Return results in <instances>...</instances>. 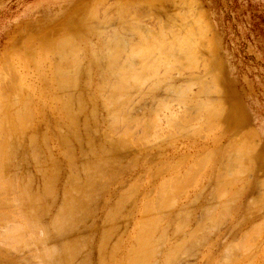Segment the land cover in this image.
Segmentation results:
<instances>
[{
    "label": "rangeland",
    "instance_id": "obj_1",
    "mask_svg": "<svg viewBox=\"0 0 264 264\" xmlns=\"http://www.w3.org/2000/svg\"><path fill=\"white\" fill-rule=\"evenodd\" d=\"M0 78L26 110L0 163V264H264V0H0Z\"/></svg>",
    "mask_w": 264,
    "mask_h": 264
},
{
    "label": "bare ground",
    "instance_id": "obj_2",
    "mask_svg": "<svg viewBox=\"0 0 264 264\" xmlns=\"http://www.w3.org/2000/svg\"><path fill=\"white\" fill-rule=\"evenodd\" d=\"M101 1H102V0H101ZM107 9H108V8H107ZM126 10H127V9H126ZM94 11H95V10H94ZM105 11H106V10H105ZM105 11H104V12H105ZM95 13H96V12H95ZM126 13H127V12H126ZM110 14H111V13H110ZM103 15H104V14H103ZM105 15H106V14H105ZM108 16H110V15H108ZM111 17H112V16H111ZM123 18H124V17H123ZM94 19H95V18H94ZM100 24H101V23H100ZM100 24H99V25H100ZM121 24H122V23H121ZM126 24H127V23H126ZM132 24H133V23H132ZM97 25H98V24H97ZM195 26H196V25H195ZM205 26H206V25H205ZM190 27H191V26H190ZM206 27H207V26H206ZM143 28H144V27H143ZM186 28H187V27H186ZM122 29H123V28H122ZM122 29H121V30H122ZM195 29H196V27H195ZM202 29H205V28H202ZM69 30H70V29H69ZM127 30H128V29H127ZM159 30H160V29H159ZM124 31H125V30H124ZM135 31H136V30H135ZM137 31H140V30H139V27H138ZM132 32H133V31H132ZM140 32H142V31H140ZM198 32H199V31H198ZM66 33H67V32H66ZM68 33H69V32H68ZM75 34H76V33H75ZM137 34H138V33H137ZM29 35H30V34H29ZM67 35H68V34H67ZM138 35H139V34H138ZM183 35H184V34H183ZM117 36H118V35H117ZM174 36H175V35H174ZM28 37H29V36H28ZM67 37H68V36H67ZM72 37H73V36L71 35V39L69 38L70 41H69V40H63V39H62V40H57V41L53 42V41H54V40H53L52 43L50 44V46H48V48H51V49H55V50H56V52H57L58 54H56V53H55V54L57 55L58 60H59V59L63 60V55H65V54L62 55V54L60 53V50H61V48H62L64 45H69V46L76 45V44H75V41H76V40H75L74 37H73V38H72ZM120 37H121V36H120ZM140 37H144V35H143V36L140 35ZM157 37H158V36H157ZM116 38H117V40H116V39L113 40L112 37H111V39H112L111 41H115L117 44H116V43H114V44L118 45L119 47H120V45H121L122 47H126L127 44H126L125 40H123L124 38H123V39H122V37H121V38L116 37ZM155 38H156V37H155ZM161 38H162V37H161ZM59 39H60V38H59ZM143 39H145V38H143ZM166 40H167V39H166ZM174 40H175V39H174ZM108 41H110V40H108ZM111 41H110V42H111ZM152 41H153V40H152ZM161 41H162V40H161ZM199 41H200V40H199ZM158 42H159V41H158ZM27 43H28V42H27ZM33 43H34V42H33ZM148 43H149V42H148ZM150 43H151V42H150ZM166 43H167V42H166ZM180 43H181V42H180ZM110 44H111V43H110ZM112 44H113V42H112ZM114 44H113V47H115ZM131 44H132V43H131ZM154 44H155V42H154ZM162 44H163V43H162ZM206 44H207V43H206ZM30 45H31V44H30ZM30 45H29V46H30ZM77 46H78V45H77ZM102 46H103V45H102ZM137 46H138V45H137ZM137 46H136V47H137ZM147 46H148V45H147ZM157 46H158V45H157ZM171 46H172V45H171ZM33 47H35V46H33ZM111 47H112V46H111ZM116 47H117V46H116ZM122 47H121V48H122ZM25 48H26V46L24 47V50H25ZM42 48H43V47H41L40 52H41ZM63 48H64V47H63ZM78 48H79V47H78ZM90 48H91V47H90ZM103 48H104V47H103ZM117 48H118V47H117ZM199 48H200V47H199ZM118 49H119V48H118ZM123 49H124V48H123ZM151 49H152V48H151ZM175 49H176V48H175ZM33 50H34V49H33ZM35 50H36V49H35ZM35 50H34V51H35ZM79 50H80V49H79ZM155 50H156V49H155ZM45 51H46V50H45ZM94 51H95V50H94ZM101 51H102V50H101ZM119 51H120V50H119ZM135 51H136V50H135ZM141 51H142V50H141ZM22 52H23V51H22ZM28 52H29V51H28ZM40 52H38V53H40ZM105 52H106V51H105ZM136 52H137V51H136ZM145 52H146V51H145ZM163 52H164V50H163ZM169 52H170V51H169ZM174 52H175V51H174ZM35 53H36V52H35ZM53 53H54V52H53ZM92 53H93V52H92ZM18 54H19V53H18ZM27 54H28V53H27ZM29 54H31V52H30ZM109 54H111V53H109ZM130 54H131V53H130ZM168 54H169V53H168ZM31 55H33V54H31ZM34 55H35V54H34ZM53 55H54V54H53ZM180 55H181V54H180ZM109 56H113V55L111 54V55H109ZM109 56H108V57H109ZM134 56H135V55H134ZM134 56H133V57H134ZM154 56H155V55H154ZM4 57H5V56H4ZM8 57H9V56H8ZM29 57H30V56H29ZM29 57H28V58H29ZM39 57H40V55H39ZM131 57H132V55H131ZM5 58H6V57H5ZM25 58H27V57L25 56ZM30 58H31V57H30ZM32 58H34V57L32 56ZM66 58H67V57H66ZM104 58H105V57H104ZM106 58H107V57H106ZM110 58H112V60H113V57H110ZM110 58H107L108 61H112ZM129 58H130V57H129ZM136 58H137V57H136ZM177 58H178V57H177ZM21 59H22V58H21ZM43 59H44V57H43ZM94 59H95V58H94ZM99 59H100V58H99ZM102 59H103V56H102ZM37 60H38V59H37ZM45 60H46V59H45ZM45 60H44V62H45ZM58 60H57V61H58ZM83 60H84V59H83ZM95 60H96V59H95ZM131 60H132V59H131ZM131 60H130V61H131ZM161 60H162V59H161ZM197 60H198V59H197ZM23 61H24V59H23ZM59 61H60V60H59ZM79 61H80V60H79ZM127 61H128V60H127ZM134 61H135V60H134ZM4 62H5V61H4ZM9 62H10V60H9ZM18 62H19V61H18ZM27 62H28V60H27ZM75 62H76V61H75ZM96 62H97V61H96ZM113 62H114V60H113ZM128 62H129V61H128ZM140 62H141V61H140ZM7 63H8V62H7ZM25 63H26V61H25ZM49 63H50V61H49ZM60 63H61V62H60ZM72 63H73V62H72ZM94 63H95V61H94ZM132 63H133V62H132ZM146 63H147V62H146ZM146 63H145V64H146ZM156 63H157V62H156ZM26 64H27V63H26ZM26 64H25V65H26ZM50 64H51V63H50ZM78 64H79V62H78ZM129 64H130V62H129ZM141 64H142V63H141ZM173 64H174V63H173ZM8 65H9V64H8ZM8 65H7V67H8ZM25 65H24V66H25ZM35 65H36V64H35ZM56 65H57V64H56ZM58 65H59V64H58ZM60 65H61L62 67H64L65 65L68 66V65H70V64H69V62H68V63L65 64V65H63V64H60ZM75 65H77V64H75ZM110 65H111V63H110ZM110 65H109V66H110ZM131 65H132V64H131ZM3 66H4V65H3ZM5 66H6V65H5ZM9 66H11V65H9ZM61 66H60V67H61ZM67 66H65V68H63V69L65 70V69L67 68ZM129 66H130V65H129ZM129 66H128V68H127L128 70L130 69ZM161 66H162V65H161ZM7 67H6V68H7ZM11 67H12V66H11ZM11 67H10V69H11ZM110 67H111V66H110ZM110 67L107 66V70H108V68L110 69ZM8 68H9V67H8ZM43 68H44V67H43ZM50 68H51V67H50ZM142 68H143V67H142ZM144 68H145V67H144ZM146 68H147V67H146ZM146 68H145L144 71H150V70L152 69L151 66H150V68H151L150 70H149V69L146 70ZM148 68H149V67H148ZM12 69H13V68H12ZM12 69H11V70H12ZM25 69H26V67H25ZM56 69H57V68H56ZM58 69H59V68H58ZM78 69H80L79 66H78L77 70H78ZM89 69H90V68H89ZM127 69H126V70H127ZM52 70H53V68H52ZM64 70H61V71H58V70H57L58 72L56 71V74L58 73L59 76H60V73H59V72H61V75L65 76V78H66V77H70V76H69V73H68L67 71H64ZM104 70H105V69H104ZM104 70H103V71H104ZM110 70L112 71V68H111ZM130 70H131V69H130ZM130 70H129V71H130ZM134 70H135V69H134ZM6 71H7V70H6ZM9 71H10V70H9ZM9 71H8V72H9ZM14 71H15V68H14ZM108 71H109V70H108ZM122 71H123V70H122ZM136 71H137V73H139L137 68H136ZM136 71H135V75H136ZM16 72H17V70H16ZM26 72H27V71H26ZM104 72H105V71H104ZM106 72H107V71H106ZM106 72H105V73H106ZM113 72H114V71H113ZM127 72H128V71H127ZM141 72H142V70H141ZM151 72L153 73V71H151ZM178 72H179V71H178ZM5 73H6V72H5ZM10 73H11V72H10ZM52 73H54V72H52ZM70 73H71V72H70ZM100 73H101V72H100ZM102 73H103V72H102ZM15 74H16L15 76H18L17 73H15ZM58 74H57V75H58ZM72 74H73V73H72ZM75 74H77V73L74 72V77L76 76V78H77V75H75ZM113 74H114V73H113ZM118 74H119V73H118ZM118 74H117V75H118ZM123 74H124V73H123ZM123 74L121 73V75H123ZM131 74H132V73H131ZM1 75H3V74H1ZM6 75H7V74H6ZM8 75H9V73H8ZM117 75H116V76H117ZM138 75H139V74H138ZM138 75H137V76H138ZM140 75H141V74H140ZM143 75H144V74H143ZM143 75H142V76H143ZM15 76H14V77H15ZM50 76H51V75H50ZM59 76H57V77H59ZM123 76H124V75H123ZM129 76H130V78H131V77L133 76V74H132V75H129ZM137 76H136V77H137ZM10 77H11V75L9 76V78H10ZM29 77H30V76H29ZM57 77H56V79H60V77H62V76H60L59 78H57ZM72 77H73V75L70 77V80L72 79ZM74 77H73V78H74ZM103 77H104V76H103ZM138 77H139V76H138ZM140 77H141V76H140ZM9 78H7V79L9 80ZM11 78H13V77H11ZM17 78H18V77H17ZM19 78H20V77H19ZM63 78H64V77L61 78L62 81H61V79L59 80V81L61 82L62 85H63ZM100 78H101V77H100ZM111 78H112V77H111ZM116 78H117V77H115V79H116ZM120 78H121V76H120ZM122 78H123V77H122ZM151 78H152V77H151ZM0 79H1V78H0ZM7 79H6V80H7ZM56 79H55V80H56ZM67 79H68V78H67ZM74 79H75V78H74ZM74 79H73V80H74ZM124 79H126V77H125ZM124 79H123V80H124ZM132 79H133V78H132ZM134 79H135V78H134ZM134 79H133V80H134ZM143 79H144V78H143ZM2 80H3V79H2ZM10 80H12V79H10ZM17 80H18V79H17ZM70 80H69V81H70ZM73 80H71L70 83H71ZM75 80H76V81H74V82H76V84H77V79H75ZM102 80H103V78H102ZM116 80H117V79H116ZM121 80H122V79H120V82H122ZM13 81H14V80H13ZM69 81H68V83H69ZM124 81H125V82H124V85H125V83H126L127 81H126V80H124ZM10 82H11V81H10ZM10 82H9V83H10ZM16 82H17V81H16ZM64 82H65V81H64ZM66 82H67V81H66ZM66 82H65V83H66ZM74 82H72V85H75ZM99 82H100V81H99ZM132 82H133V81H132ZM137 82H138V81H137ZM201 82H202V81H201ZM6 83H7V81H6ZM54 83H56V82H54ZM65 83H64V85H65ZM103 83H104V82H103ZM135 83H136V82H135ZM15 84H17V83H15V81H14L13 84L11 83V87H10V88L13 89L14 86H15ZM19 84H20V83H19ZM58 84L61 85L59 82H58ZM117 84H120L119 81H118V83H114V87H116V88L119 87L120 89L122 88V90H123V88L126 87V86L122 85V83L120 84V86H118ZM202 84H203V83H202ZM13 85H14V86H13ZM69 85H70V84H69ZM115 85H117V86H115ZM9 86H10V85H9ZM12 86H13V87H12ZM65 86H66V85H65ZM67 86H68V85H67ZM121 86H124V87H121ZM201 86H202V85H201ZM205 86H206V85H205ZM4 87H5V86H4ZM4 87H3V88H4ZM15 87H17V85H16ZM76 87H77V86H76ZM169 87H170V86H169ZM3 88H2V89H3ZM5 88H6V87H5ZM7 88H8V87H7ZM68 88H69V87H68ZM103 88H104V87H103ZM107 88H108V87H107ZM137 88H139V87H137ZM71 89H72V88H71ZM71 89H70V90H71ZM120 89H119V90H120ZM214 89H215V88H214ZM6 90H7V89H6ZM8 90H9V89H8ZM63 90H64V89H63ZM65 90H67V89H65ZM68 90H69V89H68ZM116 90H118V89H116ZM119 90H118V91H119ZM122 90H121V91H122ZM128 90H131V89L129 88ZM166 90H167V89H166ZM204 90H205V89H204ZM209 90H210V89H209ZM1 91L4 92L3 90H1ZM1 91H0V92H1ZM9 91H13V90H9ZM16 91H17V90H16ZM103 91H104V90H103ZM118 91H117V92H118ZM132 91H133V90H132ZM138 91H139V90H138ZM188 91H189V90H188ZM5 92H6V91H5ZM59 92H60V91H59ZM105 92H106V90H105ZM105 92H104V93H105ZM109 92H110V91H109ZM114 92H115V91H114ZM114 92H113V93H114ZM153 92H154V91H153ZM189 92H190V91H189ZM11 93H12V92H11ZM11 93H10V94H11ZM66 93H67V92H66ZM66 93H65V94H66ZM104 93H103V94H104ZM141 93H142V92H141ZM1 94H3V93H1ZM22 94H23V93H22ZM94 94H95V93H94ZM123 94H124V92H123ZM123 94H122V95H123ZM3 95H4V94H3ZM5 95L7 96L8 94H5ZM13 95H14V92H13ZM28 95H29V94H28ZM69 95H70V94H69ZM95 95H96V94H95ZM112 95H113V94H112ZM26 96H27V94H26ZM66 96H67V95H66ZM66 96H65V97H66ZM88 96H89V95H88ZM117 96H118V95H117ZM133 96H134V95H133ZM147 96H148V95H147ZM2 97H3V96H2ZM67 97H68V99H69V96H67ZM120 97H121V96H120ZM122 97L125 98V96H122ZM3 98H5V96H4ZM9 98H10V97H9ZM12 98H13V96H12ZM26 98H27V97H26ZM42 98H43V97H42ZM50 98H51V97H50ZM107 98H108V96H107ZM110 98H112V97H110ZM118 98H119V97H118ZM6 99H7V97H6ZM15 99H18V98L15 97ZM24 99H25V98H24ZM64 99H66V98H64ZM72 99H73V98H72ZM72 99H71V100H72ZM76 99H77V98H76ZM0 100H1V99H0ZM22 100H23V99H22ZM25 100H27V99H25ZM77 100H78L77 103H79V102L82 103L81 98H80V99H77ZM107 100H109V98H108ZM114 100H115V97H114ZM118 100H119V99H118ZM118 100H116V101L118 102ZM16 101H17V100H16ZM120 101H121V100H120ZM10 102H12V101H11V98H10V101H8V102H7V100H6V101H3V100L0 101V113H1V115H0V118H1V120H0V126H1L0 129L2 130L1 132H3V137H1V138H3V139H2L3 142L5 141V142H4V143H5L4 148H5V147L7 148V150H6L7 152L5 151L7 154H6L5 156H4V153H5V152L2 151V150H0V153L3 152V153L0 154V159H2V160H0V163H3V166H4L5 169L8 168V164L10 163L8 160H10L9 157H11V156H10V155H11V150H12L11 148L13 147V144H14V143L12 142V140L9 141V140H10L9 138H10V136H11V138H12V136L14 137L13 134H15V133H13V132L15 131V129H16L15 132H17V126L20 125V124L17 125L18 122H16V121H18V118H19V120H20V118L22 117V118H21V122L19 121V123H22V120H23V121L25 120V119H23V118H25V117H23V116L25 115V111H26V110L24 111L23 109H22V111H19V112L17 111V112L19 113L18 115H17V113H16V111H15V113H16V117H18V116H19V117H18V118H14V115H13V117H11L12 115H10V114L8 113V111H7L8 108L10 107L9 104H12V103H10ZM69 102H70V101H68V103H69ZM80 103H79V104H80ZM59 104H60V103H59ZM63 104H64V105H61V106H62L61 109H63V107L65 106V104H66V106L68 105L67 102H64V101H63ZM79 104H78V106H79ZM102 104H103V103H102ZM108 104H109V103H108ZM103 105H104V104H103ZM30 106H31V105H30ZM68 106H69V105H68ZM68 106H67V107H68ZM70 106H72V105H70ZM70 106H69V108H68L69 110H67V111H70V108L72 109V107H70ZM78 106H77V108H78ZM118 106H119V104H118ZM7 107H8V108H7ZM11 107H13V104H12ZM17 107H18V106H17ZM21 107H22V106H21ZM79 107H80V106H79ZM109 107H110V106H109ZM123 107H124V106H123ZM185 107H186V106H185ZM13 108H14V107H13ZM64 108H66V107H64ZM81 108H82V106L80 107V109H81ZM111 108H112V107H111ZM115 108H117V107L115 106ZM118 108H119V107H118ZM149 108H150V107H149ZM214 108H215V107H214ZM9 109H11V108H9ZM66 109H67V108H66ZM109 109H110V108H109ZM120 109H121V108H119V110H120ZM77 110H79V108H78ZM111 110H112V109H111ZM114 110H115V109H114ZM121 110H122V109H121ZM121 110H120V111H121ZM215 110H216V109H215ZM10 111H11V110H10ZM63 111H64V109H63ZM65 111H66V110H65ZM71 111H72V110H71ZM71 111H70V112H71ZM116 111H117V109H116ZM157 111H158V110H157ZM70 112H69V113H70ZM72 112H74V110H73ZM76 112H77V111H76ZM93 112H94V111H93ZM129 112H130V110H129ZM150 112H151V111H150ZM2 113H3V114H2ZM65 113H66V115L69 114V113H67V112H65ZM81 113H82V112H81ZM117 113H118V111H117ZM119 113H120V112H119ZM123 113H124V112H123ZM144 113H145V112H144ZM56 114H57V113H56ZM72 114H74V113H72ZM72 114H71L70 116L68 115L67 117H68V118L71 117ZM213 114H214V113H213ZM2 115H3V120H2ZM99 115H100V114H99ZM110 115H111V114H110ZM152 115H153V114H152ZM203 115H204V114H203ZM214 115H215V114H214ZM9 116H10V118H12V119L14 118L15 120H14V121L10 120ZM58 116H59V115H58ZM200 116H202V115H200ZM216 116H217V115H216ZM60 118H61V117H60ZM108 118H109V117H108ZM113 118H115V117H113ZM138 118H139V117H138ZM149 118H150V117H149ZM195 118H196V117H195ZM199 118H200V117H199ZM61 120H62V119H61ZM66 120H67V119H66ZM66 120H65V121H66ZM69 120H70V118H69ZM115 120H116V119H115ZM117 120H118V119H117ZM132 120L134 121L135 119H132ZM97 121H98V120H97ZM137 121H138V119H137ZM26 122H27V121H26ZM115 122H116V121H115ZM122 122H124V121H122ZM138 122H139V121H138ZM11 123H13V124H11ZM28 123H30V121H29ZM118 123H119V121H118ZM118 123H116V124H118ZM124 123H125V122H124ZM133 123H134V122H133ZM24 124H26L25 121H24L23 124H21V125L24 126ZM30 124H31V123H30ZM71 124H72V122H71ZM154 124H155V123H154ZM31 125H32V124H31ZM111 125H113V123H112V124H111V123L109 124V126H111ZM118 125H119V124H118ZM172 125H173V123H172ZM186 125H187V124H186ZM12 126H13V127H12ZM27 126H28V125H26V128H27ZM109 126H108V127H109ZM114 126H116V125H113V127H114ZM138 126H139V125H138ZM143 126H144V125H143ZM196 126H197V125H196ZM20 127H21V126H20ZM30 127H31V126H30ZM30 127H29V128H30ZM116 127H117V126H116ZM18 128H19V126H18ZM72 128H73V127H72ZM111 128H112V127H111ZM180 128H181V127H180ZM204 128H205V126H204ZM211 128H212V127H211ZM12 129H14V130H12ZM19 129H20V128H19ZM19 129H18V133L22 130V127H21V130H19ZM113 129H114V128H113ZM135 129H136V128H135ZM150 129H151V128H150ZM184 129H185V128H184ZM200 129H201V128H200ZM25 130L27 131L28 129H25ZM114 130H115V129H114ZM116 130H117V129H116ZM153 130H154V129H153ZM74 131L76 132V130H74ZM105 131H106V130H105ZM144 131H145V130H144ZM186 131H187V130H186ZM4 132H5V134H4ZM11 132H12V135H11ZM94 132H95V131H94ZM106 132H107V131H106ZM108 132H109V131H108ZM127 132H128V131H127ZM198 132H199V130H198ZM73 133H74V132H73ZM123 133H124V132H123ZM125 133H126V132H125ZM171 133H172V132H171ZM31 134H32V133H31ZM74 134H75V133H74ZM78 134H79V133H78ZM87 134H88V133H87ZM113 134H114V133H113ZM127 134H128V133H127ZM147 134H148V133H147ZM5 135H6V136H5ZM21 135H22V134H21ZM1 136H2V133H1ZM80 136H81V135H80ZM141 136H142V135H141ZM202 136H203V135H202ZM15 137H16V139H17V135H15ZM18 137H19V136H18ZM62 137H63V136H62ZM86 137H87V135H86ZM117 137H118V136H117ZM154 137H155V136H154ZM1 138H0V141H1ZM33 138H34V137H33ZM81 138H82V137H81ZM141 138H142V137H141ZM19 139H20V138H19ZM91 139H92V138H91ZM117 139H118V138H117ZM168 139H169V138H168ZM77 140H78V139H77ZM64 141H65V140H64ZM132 141H133V140H132ZM119 142H120V141H119ZM21 143H22V142H21ZM124 143H125V142H123V144H124ZM126 143H127V142H126ZM30 144H32V143H30ZM230 144H231V143H230ZM1 145H3V144H2V143L0 144V149H1ZM89 145H90V144H89ZM240 146H241V145H240ZM72 147H73V146H72ZM122 147H123V146H122ZM128 147H129V146H128ZM242 147L245 148V146H242ZM6 148H5V149H6ZM224 148H225V146H224ZM233 148H234V146H233ZM5 149H4V150H5ZM72 149H73V148H72ZM13 150H14V149H13ZM13 150H12V152H13ZM33 150H34V149H33ZM17 151H18V150H17ZM214 152H215V151H214ZM241 152H242V151H241ZM234 153H235V152H234ZM238 153H239V152H238ZM238 153H237V154H238ZM231 155H232V154H231ZM231 155H230V156H231ZM243 155H244V154H242V156H243ZM35 156H36V155H35ZM207 156H208V155H207ZM224 156H225V155H224ZM237 156H238V155H237ZM247 156H248V155H247ZM1 157H2V158H1ZM3 157H5V161H6V162L3 160ZM12 157H13V155H12ZM221 157H222V156H221ZM227 157H228V155H227ZM36 158H37V157H36ZM238 158H239V157H238ZM199 159H200V158H199ZM227 159H228V158H227ZM228 160H229V159H228ZM228 160H227V161H228ZM35 161H37V160H35ZM201 161H202V158H201ZM206 161H208V160H206ZM229 161H230V160H229ZM232 161H233V159H232ZM202 162H203V161H202ZM204 162H205V161H204ZM39 163H40V162H39ZM195 163H196V162H195ZM233 163H234V162H233ZM239 163H240V162H239ZM10 164H11V163H10ZM37 164H38V163H37ZM196 164H197V163H196ZM196 164H195V165H196ZM231 164H232V163H231ZM242 164H243V163H242ZM0 165H2V164H0ZM176 165H179V164H176ZM158 166H159V165H158ZM172 166H173V165H172ZM200 166H201V165H200ZM156 167H157V166H156ZM99 168H100V167H99ZM201 168H202V167H201ZM0 169H2L1 166H0ZM87 169H88V168H87ZM194 169H195V168H194ZM218 169H219V168H218ZM227 169H228V168H227ZM227 169H226V170H227ZM9 170H10V169H9ZM171 170H172V169H171ZM187 170H188V169H187ZM190 170H192V169H190ZM190 170H189V171H190ZM84 171H85V170H84ZM88 171H89V170H88ZM90 171H92V169H91ZM192 171H193V170H192ZM192 171H191V172H192ZM241 171H242V170H241ZM0 172L2 173V171H0ZM186 172H187V171H186ZM193 172H194V171H193ZM220 172L222 173V171H220ZM243 172H244V171H243ZM86 173H87V172H86ZM96 173H97V172H96ZM188 173H190V172H188ZM226 173H228V172H226ZM238 173H239V172H238ZM2 174H3V173H2ZM2 174H1V175H2ZM45 174H46V173H45ZM183 174H184V173H183ZM183 174H182V175H183ZM196 174H197V173H196ZM196 174H195V175H196ZM211 174H212V173H211ZM217 174H218V173H217ZM1 175H0V179L2 178ZM197 175H198V174H197ZM222 175H223V174H222ZM229 175H230V174H229ZM241 175H242V174H241ZM3 176H4V174H3ZM224 176L226 177L225 173H224V175H223V179L220 178V180L228 179V178H225ZM237 176H238V175H237ZM239 176H240V175H239ZM5 177H7V176L5 175ZM5 177H3V178H5ZM91 177H92V176H91ZM180 177H181V176H180ZM191 177H192V176H191ZM194 177H196V176H194ZM215 177H216V176H215ZM217 177H218V176H217ZM3 178H2V180H0V182H1V181H4ZM172 178H173V177H172ZM176 178L178 179V177H176ZM184 178H185V177H184ZM188 178L191 179L190 176H189ZM224 178H225V179H224ZM229 178H230V176H229ZM231 178H232V177H231ZM5 179H8V181H9V178H8V177L5 178ZM93 179H94V178H93ZM154 179H155V178H154ZM185 179H186V178H185ZM215 179H216V178H215ZM217 179H218V178H217ZM11 180H12V179H11ZM11 180H10V182H11ZM15 180H16V179H15ZM20 180H21V179H20ZM42 180H43V179H42ZM173 180H174V179H173ZM192 180H193V179H191V181H192ZM195 180H196V179H195ZM229 180H230V179H229ZM229 180H228V181H229ZM231 180H233V178H232ZM6 181H7V180H6ZM6 181L3 182L4 185L6 184V185H5L6 187H5V186H1L0 190L2 189V187H3V188H4V187L7 188V186H8V187L10 188V186H13L12 184L10 185V183H5ZM29 181H30V180H29ZM45 181H46V180H45ZM167 181H169V179H168ZM191 181H190V182H191ZM207 181H208V180H207ZM209 181H210V180H209ZM217 181H219V180H217ZM235 181H236V180H235ZM15 182H16V181H15ZM164 182H165V181H164ZM225 182H227V181H225ZM225 182H224V183H225ZM142 183H143V182H142ZM166 183H167V182H166ZM171 183H172V182H171ZM173 183H175V182H173ZM184 183H185V182H184ZM188 183H189V181H188ZM188 183H185V184H188ZM0 184H2V183H0ZM7 184H8V185H7ZM13 184H14V183H13ZM162 184H163V183H162ZM164 184H165V183H164ZM168 184H169V183H168ZM218 184H220V183H218ZM222 184H223V183H222ZM230 184H231V183H230ZM230 184H229V185H230ZM232 184H233V183H232ZM234 184H235V183H234ZM16 185H17V184H16ZM177 185H178V184H176V186H174V187H177ZM189 185H190V184H189ZM191 185H192V182H191ZM81 186H82V185H81ZM161 186H162V185H161ZM180 186H181V185H180ZM13 187H15V186H13ZM13 187H11V188H13ZM16 187H17V186H16ZM165 187H167L166 184H165ZM170 187H171V185H170ZM221 187H224V186L221 185ZM221 187H220V188H221ZM230 187H231V186H230ZM25 188H26V186H25ZM167 188H168V187H167ZM13 189H15V188H13ZM70 189H71V188H70ZM132 189H133V188H132ZM165 189H166V188H165ZM183 189H184V188H183ZM183 189H182V190H183ZM215 189H216V188H215ZM222 189H223V188H222ZM19 190H20V189H19ZM184 190H185V189H184ZM217 190H219V189L217 188ZM220 190H221V189H220ZM13 191H15V190H13ZM20 191H21V190H20ZM22 191H23V189H22ZM26 191H27V190L23 191V193H24V192L27 193ZM47 191H48V190H47ZM158 191L160 192V190H158ZM215 191H216V190H215ZM226 191H227V190H226ZM235 191H236V190H235ZM4 192H5V191H4ZM73 192H75V191H73ZM164 192H165V191H164ZM169 192H170V190H169ZM169 192H167V193H169ZM220 192H222V190H221ZM0 193H1V191H0ZM7 193H8V192H6V194H7ZM10 193H12V192L10 191ZM23 193H22V194H23ZM25 193H24V194H25ZM68 193H69V192H68ZM70 193H71V192H70ZM167 193H166V194H167ZM6 194H5V196H6ZM27 194H29V193H27ZM157 194H158V193H157ZM178 194H179V193H178ZM180 194H181V192H180ZM180 194H179V196H180ZM0 195H1V194H0ZM15 195H16V193H15ZM19 195H20V194H19ZM25 195H26V194H25ZM151 195H152V194H151ZM161 195H162V194H161ZM161 195H160V196H161ZM218 195H219V194H218ZM221 195H222V194H221ZM225 195H226V194H225ZM238 195H239V192H238ZM7 196L9 197V194H8ZM27 196H28V195H27ZM27 196H26V198H27ZM68 196H69V195H68ZM124 196H125V195H124ZM166 196H167V195H166ZM168 196H169V194H168ZM170 196H171V195H170ZM170 196H169V197H170ZM176 196H177V195H176ZM13 197H14V196H13ZM15 197L17 198V196H15ZM15 197H14V198H15ZM28 197H30V196H28ZM129 197H130V196H129ZM223 197H224V196H223ZM230 197H231V196H230ZM30 198H31V197H30ZM220 198H221V197H220ZM232 198H233V197H232ZM5 199H6V198H5ZM7 199H8V198H7ZM9 199H10V198H9ZM11 199H12V197H11ZM34 199H35V198H34ZM162 199H163V198H162ZM162 199L160 198L159 200L161 201ZM174 199H175V198H174ZM234 199H235V198H234ZM12 200H13V199H12ZM14 200H15V199H14ZM14 200H13V202H14ZM191 200H192V199H191ZM6 201H7V200H6ZM16 201L19 202L18 200H16ZM156 201H157L158 203L160 202V201H158V200H156ZM163 201L165 202V200H163ZM22 202L24 203V201H22ZM31 202H34V201H31ZM161 202H162V201H161ZM7 203H8V202H7ZM7 203H4V204H7ZM149 203H151V202L149 201ZM149 203H146V205L149 204ZM152 203H153V202H152ZM152 203H151V204H152ZM173 203H174V202H173ZM1 204H3V203H1ZM18 204H19V203H18ZM75 204H76V203H75ZM156 204H157V203H156ZM163 204H164V203H163ZM15 205H16V204H15ZM15 205H14V206H15ZM22 205H23V204H22ZM172 205H173V204H172ZM4 206H5V205H4ZM6 206H7V205H6ZM16 206H17V205H16ZM65 206H66V205H65ZM65 206H64V208H65ZM160 206H161V205H160ZM160 206H159V207H160ZM207 206H208V205H207ZM252 206H253V205H252ZM155 207H156V206H155ZM8 208H9V206H8ZM8 208H7V209H8ZM11 208H13V207H11ZM70 208H71V207H70ZM146 208H147V207H146ZM148 208H150V206H149ZM2 209H3V208H2ZM4 209H6V208H4ZM19 209H20V205H19ZM158 209H159V208H158ZM120 210H121V209H120ZM147 210H148V209H147ZM221 210H222V208H221ZM225 210H227V209H225ZM24 211H25V210H24ZM61 211H62V209H61ZM153 211H154V210H153ZM156 211H158V210L156 209ZM18 212H19V211H18ZM32 212H33V211H32ZM59 212H60V211H59ZM66 212H67V211H66ZM211 212H212V211H211ZM226 212H227V211H226ZM14 213H15V212H14ZM22 213H23V212H22ZM60 213H61V212H60ZM221 213H222V212H221ZM223 213H224V211H223ZM223 213H222V214H223ZM25 214H26V213H25ZM25 214H24V215H25ZM111 214H112V213H111ZM151 214H152V213H151ZM217 214H218V212H217ZM219 214H220V213H219ZM21 215H22V214H21ZM186 215H187V214H186ZM211 216H212V215H211ZM218 216H220V215H218ZM0 217H1V216H0ZM22 217H23V216H22ZM60 217H61V216H60ZM149 217H150V216H149ZM152 217H153V215H152ZM209 217H210V216H209ZM56 218H57V217H56ZM70 218H71V217H70ZM214 218H215V217H214ZM219 218H221V216H220ZM224 218H225V217H224ZM23 219H24V217H23ZM150 219H151V218H149V220H150ZM9 220H10V219H9ZM62 220H64L63 217H62ZM62 220H58V218H57V221H56V222L59 223V222L61 221V223H62ZM149 220H148V221H149ZM183 220H184V219H183ZM151 221L154 222L155 220L153 221V219H151V220L149 221V225L152 224V223H150ZM186 221H187V220H186ZM20 222H21V221H20ZM31 222H32V221H31ZM31 222H30V223H31ZM33 222H34V220H33ZM35 222H36V221H35ZM63 222H64V221H63ZM182 222H183V221H182ZM58 223H57V224H58ZM147 223H148V222H147ZM159 223H160V222H159ZM218 223H219V222H218ZM27 224H28V222L26 223V226H27ZM179 224H180V223H179ZM20 225H21V224H20ZM33 225H34V224H33ZM39 225H40V224H39ZM59 225H60V224H59ZM62 225H63V224H62ZM145 225H146V224H145ZM156 225H157V224H156ZM21 226H22V225H21ZM21 226H20V227H21ZM154 226H155V225H154ZM182 226H183V225H182ZM37 227H38V226H37ZM261 227H262V226H261ZM17 228H18V227H17ZM17 228H16V229H17ZM23 228H25V227H22V229H23ZM35 228H36V227H35ZM35 228H34V229H35ZM140 228H141V227H139V229H140ZM150 228H151V227H150ZM157 228H158V227H157ZM178 228H179V227H178ZM27 229H28V228H27ZM41 229H42V228H41ZM111 229H112V228H111ZM143 229H144V228H143ZM209 229H210V228H209ZM253 229L256 230L257 228H256V229L253 228ZM7 230H8V229H7ZM18 230H19V229H18ZM37 230H38V229H37ZM150 230H151V229H150ZM210 230H211V229H210ZM10 231H11V230H10ZM15 231L18 232L17 230H15ZM21 231H23V230H21ZM30 231H31V230H30ZM32 231H34V230H32ZM38 231H39V230H38ZM44 231H45V230H44ZM60 231H61V230H60ZM60 231H59V232H60ZM148 231H149V230H148ZM261 231H262V230H261ZM12 232H13V230H12ZM12 232H11V233H12ZM16 232H15V233H16ZM35 232H36V231H35ZM250 232H251V231H250ZM7 233H9V231H8ZM20 233H21V232H20ZM30 233H31V232H30ZM32 233H33V232H32ZM45 233H46V232H45ZM46 234H47V233H46ZM246 234H247V233H246ZM246 234H245V235H246ZM251 234H252V236H254V235H253L254 233H251ZM251 234H250V236H251ZM259 234H260V233H259ZM2 235H3V234H2ZM13 235H14V232H13ZM27 235H29V233H27ZM143 235H144V234H143ZM143 235H139L140 238H141V237L143 238V237H144ZM3 236H4V235H3ZM15 236H16V235H15ZM42 236H43V235H42ZM112 236H113V235H112ZM135 236H136V235H135ZM146 236H148V235L145 234V237H146ZM149 236H150V235H149ZM149 236H148V237H149ZM190 236H193V235L190 234ZM243 236H244V235H243ZM12 237H13V236H11V238H10V237H9V238L12 239ZM39 237H40V236H39ZM145 237L143 238V243H142V244H141V242H139V240H138L139 243L136 242L138 245H139V244L142 245V247H139V246L137 245V246L139 247V249H138L137 251H136L135 249H134V250H135V251H134L133 248L131 247L132 250H133L134 252H139V251H140V248L143 249V247H144V241H146L145 239H149V241H148V240H147V241H148V243H150L151 239H150V238H145ZM247 237H249V235H248ZM255 237H256V236H255ZM6 238H7V237H6ZM6 238H5V240H6ZM13 238H14V237H13ZM18 238H19V237H18ZM42 238L44 239V236H43ZM46 238H47V237H46ZM140 238H138V239H140ZM142 238H141V239H142ZM256 238H257V237H256ZM15 239L18 240L17 237H15ZM15 239H14V241H15ZM19 239H20V238H19ZM43 239H42V240H43ZM141 239H140V241H141ZM183 239H184V238H183ZM190 239H191V238H190ZM40 240H41V239H40ZM248 240H249V239H248ZM248 240H246V241H248ZM251 240H252V239H251ZM251 240H250V243H251ZM10 241H13V240H10ZM14 241H13V242H14ZM21 241H22V240H21ZM27 241H28V240H27ZM27 241L25 240V242H27ZM35 241H36V240H35ZM35 241H34V242H35ZM37 241H39V240H37ZM121 241H122V240H121ZM136 241H137V238H136ZM254 241H255V239H254ZM13 242H12V243H13ZM15 242H17V241H15ZM19 242H20V241H19ZM32 242H33V241H32ZM39 242H40V241H39ZM248 242H249V241H248ZM8 243H9V241H8ZM27 243H28V242H27ZM40 243H41V242H40ZM145 243L147 244V242H145ZM151 243H152V242H151ZM237 243H238V242H237ZM243 243H245V242H243ZM250 243H249L248 245H250ZM252 243H253V242H252ZM13 244H15V243H13ZM13 244H12V245H13ZM18 244H19V243H18ZM24 244H25V243H24ZM28 244H29V243H28ZM36 244H37V243H36ZM43 244H44V242H43ZM100 244H101V243H100ZM146 244H145V245H146ZM2 245H3V244H2ZM32 245H33V244H32ZM115 245H116V243H115ZM152 245H153V243H152ZM152 245H150V244L147 245L148 247H151V248H148V247L146 246L147 248H144L145 250H143V252H145V251H147V250H148V252H149L150 249H153ZM16 246H19V245H16ZM16 246H15V247H16ZM67 246H68V245H67ZM130 246H131V245H130ZM132 246H133V245H132ZM233 246H234V245H233ZM20 247H21V246H20ZM104 247H105V246H104ZM138 247H137V248H138ZM154 247H155V246H154ZM180 247H181V246H180ZM241 247H242V246H241ZM245 247H246V244H245ZM18 248H19V247H18ZM31 248H32V247H31ZM183 248H184V247H183ZM231 248H232V247H231ZM236 248H238V245H237ZM242 248H243V247H242ZM43 249H44V248H43ZM65 249H66V248H65ZM179 249H180V248H179ZM68 250H69V248L66 249V252H68ZM117 250H118V249H117ZM132 250H131L130 252L133 254L134 252H133ZM241 250H242V249H241ZM48 251H49V250H47V252H48ZM52 251H53V250H52ZM52 251H49V252L52 253ZM55 251H56V250H55ZM115 251H116V250H115ZM141 251H142V250H141ZM178 251H179V250H177V252H178ZM231 251H232V250H231ZM237 251H238V250H237ZM47 252H45V254H46ZM53 252H54V251H53ZM60 252H61V251H60ZM69 252H71V250H70ZM72 252H73V251H72ZM72 252H71V253H72ZM74 252H75V251H74ZM130 252H129V253H130ZM148 252H147V254H148L147 256H146V254H145L146 252L144 253V255L142 254V252L134 253V254H140V253H141L143 256L148 257V256L150 255V257H151V256L153 255V254L151 255V253H150V252H152V250H150L149 253H148ZM226 252H227V251H226ZM228 252H229V251H228ZM241 252H242V251H241ZM42 253H43V252H42ZM54 253H55V252H54ZM127 253H128V252H127ZM131 253L129 254L130 257H131ZM204 253H205V252H204ZM251 253H252V252H251ZM45 254H44V257L46 258ZM64 254H65V253H64ZM68 254H69V253H68ZM113 254H114V253H113ZM174 254H175V253H174ZM177 254H178V253H177ZM177 254H176V255H177ZM181 254H182V253H181ZM228 254H229V253H228ZM37 255H38V254H37ZM46 255L48 256V254H46ZM70 255H71V254H70ZM127 255H128V254H127ZM142 255H141V256L139 255L140 257H138V256L136 255V257H138V259H139V258L142 257ZM50 256H51V254H50ZM52 256H53V255H52ZM52 256H51V257H52ZM132 256H133V255H132ZM232 256H233V255H232ZM41 257H42V256H41ZM41 257H40V258H41ZM127 257H128V256H127ZM134 257H135V256H134ZM150 257H149V258H150ZM171 257H173V256H171ZM180 257H181V256H180ZM42 258H43V257H42ZM42 258H41V260H42ZM45 258H43V259H45ZM114 258H115V257H114ZM132 258H133V257H132ZM143 258H144V257H143ZM143 258H141V259H143ZM174 258H175V257H174ZM225 258H227V257H225ZM228 258H229V257H228ZM67 259H69V258H67ZM141 259H140V260H141ZM151 259H153V258H151ZM235 259H236V258H235ZM50 260H51V259H50ZM65 260H66V259H65ZM43 261H44V260H43ZM45 261H48V259L45 260ZM66 261H67V260H66ZM111 261H112V260H111ZM131 261H132V259H131ZM135 261H137V263H140V261L138 262L137 259H135ZM135 261H134V258H133V262H130V261H128V262H130V263L133 264ZM126 262H127V260H126ZM143 262H144V259L142 260L141 263H143ZM39 263H40V262H39ZM43 263H44V262H43ZM124 263H125V262H124ZM137 263H136V264H137ZM141 263H140V264H141ZM164 263H165V262H164ZM169 263H170V262H169ZM143 264H144V263H143Z\"/></svg>",
    "mask_w": 264,
    "mask_h": 264
}]
</instances>
